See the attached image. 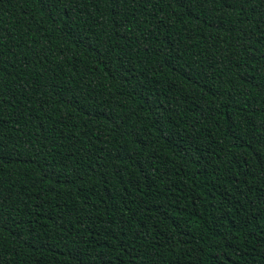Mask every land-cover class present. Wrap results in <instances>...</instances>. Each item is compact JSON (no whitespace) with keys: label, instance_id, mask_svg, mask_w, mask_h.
<instances>
[{"label":"trees","instance_id":"trees-1","mask_svg":"<svg viewBox=\"0 0 264 264\" xmlns=\"http://www.w3.org/2000/svg\"><path fill=\"white\" fill-rule=\"evenodd\" d=\"M0 264H264V0H0Z\"/></svg>","mask_w":264,"mask_h":264},{"label":"snow or ice","instance_id":"snow-or-ice-1","mask_svg":"<svg viewBox=\"0 0 264 264\" xmlns=\"http://www.w3.org/2000/svg\"><path fill=\"white\" fill-rule=\"evenodd\" d=\"M244 2V0H240V3L242 4ZM231 6V5H230Z\"/></svg>","mask_w":264,"mask_h":264}]
</instances>
